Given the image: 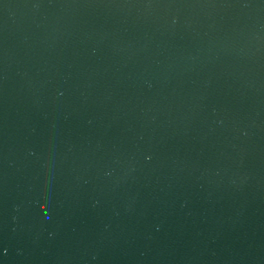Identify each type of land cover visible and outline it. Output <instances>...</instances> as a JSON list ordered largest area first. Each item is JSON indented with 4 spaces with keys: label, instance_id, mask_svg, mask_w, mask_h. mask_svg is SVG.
Instances as JSON below:
<instances>
[{
    "label": "water",
    "instance_id": "obj_1",
    "mask_svg": "<svg viewBox=\"0 0 264 264\" xmlns=\"http://www.w3.org/2000/svg\"><path fill=\"white\" fill-rule=\"evenodd\" d=\"M0 264H264V0H0Z\"/></svg>",
    "mask_w": 264,
    "mask_h": 264
}]
</instances>
